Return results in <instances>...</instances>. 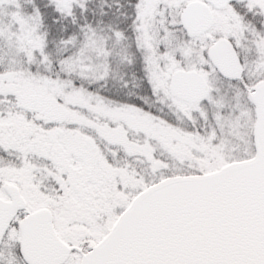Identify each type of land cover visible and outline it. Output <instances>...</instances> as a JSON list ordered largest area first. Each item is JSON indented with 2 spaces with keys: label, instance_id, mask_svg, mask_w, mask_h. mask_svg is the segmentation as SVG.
I'll return each instance as SVG.
<instances>
[{
  "label": "snow or ice",
  "instance_id": "obj_1",
  "mask_svg": "<svg viewBox=\"0 0 264 264\" xmlns=\"http://www.w3.org/2000/svg\"><path fill=\"white\" fill-rule=\"evenodd\" d=\"M0 264H264V0H0Z\"/></svg>",
  "mask_w": 264,
  "mask_h": 264
}]
</instances>
